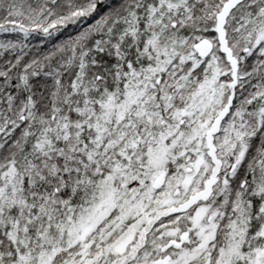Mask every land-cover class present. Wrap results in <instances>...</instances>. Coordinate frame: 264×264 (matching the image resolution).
<instances>
[{
    "label": "snow or ice",
    "instance_id": "1",
    "mask_svg": "<svg viewBox=\"0 0 264 264\" xmlns=\"http://www.w3.org/2000/svg\"><path fill=\"white\" fill-rule=\"evenodd\" d=\"M0 264H264V0H0Z\"/></svg>",
    "mask_w": 264,
    "mask_h": 264
}]
</instances>
